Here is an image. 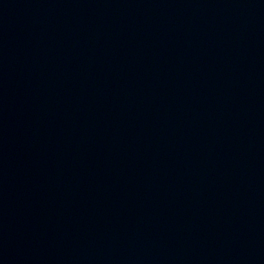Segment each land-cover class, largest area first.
I'll list each match as a JSON object with an SVG mask.
<instances>
[{"label": "water", "instance_id": "95a60500", "mask_svg": "<svg viewBox=\"0 0 264 264\" xmlns=\"http://www.w3.org/2000/svg\"><path fill=\"white\" fill-rule=\"evenodd\" d=\"M0 264H264V0H0Z\"/></svg>", "mask_w": 264, "mask_h": 264}]
</instances>
